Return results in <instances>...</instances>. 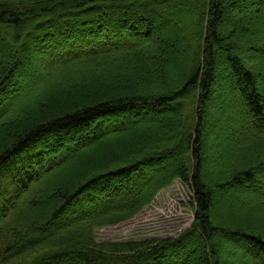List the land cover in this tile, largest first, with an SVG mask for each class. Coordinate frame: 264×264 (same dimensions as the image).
<instances>
[{
    "label": "trees",
    "instance_id": "obj_1",
    "mask_svg": "<svg viewBox=\"0 0 264 264\" xmlns=\"http://www.w3.org/2000/svg\"><path fill=\"white\" fill-rule=\"evenodd\" d=\"M143 1L154 7L152 17L135 14L134 23L126 25L129 14L122 4ZM246 1L0 0V35L8 27L16 30L19 47L32 43L33 32L58 33V24L47 23L67 19L68 12L92 17L94 23L74 35L62 29L60 37L43 34L40 49L53 44L43 51L47 64L14 103L0 109V169L15 171L0 178V264H67L73 257L77 264H193L199 246L200 264H220L217 240L226 245L227 260L236 254L238 264H264V233L250 216L218 217L212 224L215 188L257 182V175L264 182V142L255 139V134L264 136V35L251 30L264 0L241 18L226 14ZM121 17L126 23L112 25L116 32L99 29L102 20L118 23ZM138 26L143 39L136 38ZM174 31L179 33L175 37L189 40L196 62L172 84L166 63L153 52L161 43L174 51L177 44L162 39ZM20 53L15 49L0 62V89H6ZM218 61L226 66L223 82H231L249 135H241L230 153L227 145L214 152L212 160L203 151L210 121L204 104L220 83ZM132 111L143 113L148 122L133 120ZM171 115L176 116L172 125ZM182 127L186 136L180 139ZM45 135L49 143L39 145ZM20 151L24 155L14 159ZM44 152L49 155L45 159ZM79 159L85 161L76 165ZM205 167L223 173L217 179L224 181L207 186ZM176 179L187 187L194 208L189 229L173 239L95 241V228L134 217L152 189ZM259 199L264 201V193ZM10 209L15 210L11 222Z\"/></svg>",
    "mask_w": 264,
    "mask_h": 264
},
{
    "label": "rangeland",
    "instance_id": "obj_2",
    "mask_svg": "<svg viewBox=\"0 0 264 264\" xmlns=\"http://www.w3.org/2000/svg\"><path fill=\"white\" fill-rule=\"evenodd\" d=\"M249 1H251L250 3L252 5L248 3ZM243 4V6H235L233 10L227 12L226 14L228 15V17L238 19L246 14H251L253 8L258 7L257 0H248ZM122 5V8L127 9L129 14V16H127L126 14V25L134 23V17H136L135 14H145L151 16V13L153 12L154 8L152 4L146 3L144 1L140 2L138 5L127 4V7H125L124 4ZM112 9L113 7H110L106 11H112ZM261 10L263 11L256 14L257 18L252 23L251 30L255 33L264 35V3L261 6ZM132 13H134V15L131 19L130 14ZM91 14L88 13V15ZM65 16H67V19L60 20V18H58L56 20L51 21V23H47L53 25L58 24L57 26L59 27H56L57 30L55 31L58 33L55 34L53 33V31H48L46 29L40 31L39 33L33 32L34 34L32 36V40H30L32 41V43L26 44L25 48L19 47L20 45L15 43L16 30H13L8 27L9 29L7 30V33L5 35H0V62L4 59L5 55L12 53L15 49L22 51V53H20V59L21 57L23 58V61H20V59H18L19 63H17V69L12 70L14 72L11 73V76H9L8 78L6 89H0V98H2L0 100L1 110L14 103L16 97L23 90V88H25L28 83H30V81L34 80L36 76L40 75V73L42 72L40 71L42 69V65L47 64L45 61L46 56L43 51L50 50L53 47V44H49L48 42H46V46L48 47H41L40 49L39 41L40 38L45 37L43 36V34L48 33V35H50L51 37H60L59 32L60 29H62L63 31H68L74 35V33L77 34L75 30H78L80 28L84 30L86 29L87 25L89 26L91 24H94L92 21V17H82V14L76 11L68 12ZM125 20L126 19H122L120 22L118 21V23L113 22L112 19L102 20L103 24H100L99 29L108 30L111 27L110 30H112V33H114L118 28L112 25L119 24L123 27L126 23ZM135 24L137 23L135 22ZM186 25L187 22L185 21L184 26L186 27ZM31 28L32 26L30 28L28 27L27 30L29 31ZM177 29L181 31V28ZM156 30L157 29L154 28V31ZM168 30L170 29H167L166 31ZM63 31H61L60 33H63ZM138 31L141 33L136 38L143 39V27L138 26ZM176 32L177 31H174L173 36L170 34L172 37L162 36V39L166 40L165 42L168 41V43L177 44L175 45L176 47L174 51L171 52V49H169L168 45H165V43H161L158 45L159 50L153 52V56H156L155 59H158V61L162 62L163 64L166 63L167 75L169 77V81L172 84L175 82V79L178 74L182 73V75H184L185 70H191V68L196 62L195 51L194 48H192V46L190 45L189 40L184 39L181 36L175 37L177 34H179H176ZM84 34H86V32H84ZM90 35L93 34H88L84 36L87 38ZM40 51H42V53H40ZM253 61H255L254 58L250 59L247 62L248 64H250ZM257 62L258 61L256 60L254 65L256 67H259L260 64L257 65ZM220 63L222 62H219L221 68L217 69L218 74H221L220 83L215 87L214 93L210 94L208 100L204 104V109L207 111L208 118L210 121L206 124L204 130L205 141L203 142V151L205 154V158H212V160L215 158L214 152H222V149L225 150L228 147L227 150L228 153H230L232 150H234L240 145L241 135H249L246 132V129H244V126L246 125L242 121L243 116L240 114V110L242 107L240 106L235 94L233 93L231 82H223L224 78L227 79L226 75L223 76V74L225 73L226 66L224 65V63H222V65ZM9 68L10 66H8V70ZM130 115L135 116L133 120L137 121L139 119L138 122L140 124H145L148 122V119L142 117L144 115L143 113L132 111ZM175 119V115L170 116V125L174 123L173 121ZM131 124L132 123H130V127L133 126L134 128L135 125ZM108 126H112V124H109ZM140 131H137L136 133L138 134V132ZM185 136L186 130L185 127H182V129H180V139H183ZM255 136V139L258 138V140H262L264 142V136L259 134H255ZM46 137V135L42 137L39 145L49 143L48 138ZM177 144H179L181 147L180 141H177ZM226 145L227 147H225ZM23 155V151H20L18 153V156L16 155L14 159L19 160V157L21 159V156ZM43 155V159L49 156L48 154H45V152L43 153ZM227 155H224V161ZM79 160L75 163L76 165H79L80 163H83L85 161ZM166 162L168 163L169 161L167 160ZM173 167L174 164L169 165L168 170L171 171ZM40 168L41 167L37 166L34 171H37ZM260 168L261 170H263L261 172L264 181V169L261 166ZM13 170L14 169L11 168L8 173H5L4 169H0V178L2 177V175H5L6 177H11L13 174H15V171ZM202 172L204 176L202 177L203 182L209 187H214L217 183H221L224 181L222 179V181L218 180L219 178H222L224 174L218 172L219 175H216L214 167L213 169L205 167ZM261 178L257 175V177H255V180H257V182L244 181L242 183H235L226 188H222L220 191L215 188L214 190L216 192L218 202L213 213L212 224L214 225L217 223L216 221H218V217L223 218L224 216L233 215L236 218L244 219L250 216L255 221L256 226L260 228L261 231H263L264 233V201L261 202L262 199H259V193H264V187L260 188L259 184H263L264 186V182H258L261 181ZM65 179L66 178L63 177L61 181H65ZM161 179L162 177L158 181L157 185L160 183ZM97 187L98 186H94L95 189ZM150 195L151 196L148 197L147 204L144 205L134 217L124 222L117 223L116 225L104 224L101 225V227L95 228V241L97 243H118L128 242L132 240L142 241L152 239H173L178 237L185 230L189 229L192 226L194 219V208L193 205H191L189 202L190 197L187 187L179 180L176 179L172 182L171 185L161 190H157L155 187L154 189H152ZM11 209V212L9 213L10 222L14 219L13 212L15 211H12ZM18 210H21L20 207ZM7 221L8 220H5V222ZM216 244L218 251V261L220 264H238V260L240 257L239 255L234 254V257H231L229 258L230 260H227L226 255L229 252L225 253L224 248L226 245H222V241L219 240H217ZM200 249L201 247L199 246L198 254L193 264H200ZM222 250L224 251V253ZM237 250L243 252V249H240V247H237ZM179 252L181 253V251ZM208 257L211 259L210 256ZM2 261L0 260V263H2ZM86 262L87 264H99L91 260H87ZM67 264H77V262H75V259L73 257L72 259L68 260Z\"/></svg>",
    "mask_w": 264,
    "mask_h": 264
}]
</instances>
